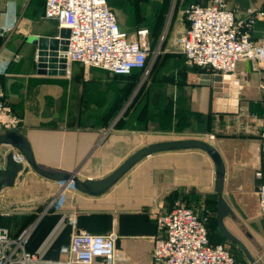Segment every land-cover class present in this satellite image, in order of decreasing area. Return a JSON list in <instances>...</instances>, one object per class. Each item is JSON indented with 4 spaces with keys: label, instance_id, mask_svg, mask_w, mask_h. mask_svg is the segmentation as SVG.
<instances>
[{
    "label": "crops",
    "instance_id": "obj_1",
    "mask_svg": "<svg viewBox=\"0 0 264 264\" xmlns=\"http://www.w3.org/2000/svg\"><path fill=\"white\" fill-rule=\"evenodd\" d=\"M194 2L206 3V0H108L121 28L130 37H137L139 28L149 29L152 49L157 47L162 35L174 41L173 37L186 30L189 25L186 9ZM45 4L46 0H0L1 87L18 120L13 128L29 140L35 160L42 168L77 171L81 180L100 179L137 149L155 142L189 138L206 131L207 139L215 145L221 140L210 129L229 124L231 117L227 116L237 114L251 119L255 133L238 137L247 145L241 149L246 159L232 164L240 174L254 170L255 177L250 175L247 180H241L240 187L255 186L258 180V191L264 183L258 133L264 123V89L260 86L264 61L240 60L236 69L239 86L222 76L218 79L220 74L196 69L198 65H190L184 53L181 57V53L170 51L162 52L158 60L168 61V72L176 74L180 70L183 79L162 87L152 79L140 90L141 69L122 75L101 67H84L76 61L68 64L65 74L39 73L38 47L33 38L56 37L61 29L57 19L43 17ZM228 5L235 9L239 19L257 15L252 38L259 39L264 31V0H228ZM152 60L149 56L150 65ZM154 74L152 77L159 73ZM222 83L229 90L222 91ZM233 105L239 110L229 109ZM149 106L163 118H149ZM218 115L224 116L223 124H218ZM249 125L240 117L236 126L248 129ZM7 129L0 123V134ZM211 134L215 137L211 138ZM10 153L22 167L12 175L13 179L0 181V225L17 234L38 217L50 200L60 195V183L38 173L10 144H0V170L7 168ZM228 154L229 148L225 146L222 155ZM213 164L201 149L165 150L141 159L99 195L68 188L57 198L56 208L40 221L28 250L38 255L39 264H59L64 258L61 247L69 244L74 229L80 228L97 234L116 233L117 264H152L158 211L168 212L177 203L195 210L187 195L210 187L217 194L218 205ZM227 180L225 176V186ZM225 200L233 215H226L224 223L227 217L240 221L235 206ZM257 203L260 213L258 194ZM72 215L76 218L75 227L69 221ZM216 225L219 235L239 246L248 258L240 245L222 234L217 215ZM258 229L264 237V228L259 225ZM247 237L257 250H263L251 231Z\"/></svg>",
    "mask_w": 264,
    "mask_h": 264
},
{
    "label": "built area",
    "instance_id": "obj_2",
    "mask_svg": "<svg viewBox=\"0 0 264 264\" xmlns=\"http://www.w3.org/2000/svg\"><path fill=\"white\" fill-rule=\"evenodd\" d=\"M186 16L189 25L179 39L190 65L211 69L239 86L238 62L242 59L264 61V31L259 39L252 38L257 15L239 19L228 0H206V3H191ZM43 17L55 18L61 28L70 30L64 51L67 64L81 62L115 74L141 69L148 75L149 54L153 51L148 40L149 29L139 28L137 37L131 38L121 28L108 0H46ZM260 86L264 89V72ZM17 122L0 82V123L14 129ZM259 133L260 156L264 160V123ZM71 187H74L72 182L64 186L60 183L59 196ZM257 194L264 218V183ZM57 198L50 200L38 217L17 234L0 225V264L41 262L35 252L28 250V243L44 215L58 205ZM69 221L76 226L73 215ZM156 221L158 233L153 239L152 264H251L237 261L223 243H212L205 219L185 204L177 203L168 212L158 211ZM116 242L114 232L97 234L75 228L69 244L61 247L64 258L59 264H117Z\"/></svg>",
    "mask_w": 264,
    "mask_h": 264
},
{
    "label": "rangeland",
    "instance_id": "obj_3",
    "mask_svg": "<svg viewBox=\"0 0 264 264\" xmlns=\"http://www.w3.org/2000/svg\"><path fill=\"white\" fill-rule=\"evenodd\" d=\"M23 17L20 19L22 20ZM182 34V33H181ZM181 34L177 35L173 39L168 40V36L165 34L161 36V40H159V44H157V47L153 49V51L150 52L149 56L153 57V60L150 65V71L148 75H144L143 71L141 72V76H139V89L141 90L143 87H145L148 83L154 79V81H157L159 83V87H162V85H169V84H174L176 81L179 83L181 82L182 74L180 70L178 72L173 73L171 71H167V68L169 69L168 61L161 60L159 61V55L162 52L165 51H170L173 53L180 54L181 57H183V51H182V45L180 43V36ZM149 36V34H148ZM136 37V36H135ZM131 37V38H135ZM149 40V38H148ZM152 47V46H151ZM159 66L155 68V66L158 64ZM84 67H93V66H88L85 64H81ZM155 68V69H154ZM196 69L200 70H208L206 67H199L195 66ZM156 69H159L157 71L158 76H153L152 74L155 73L154 75H157ZM213 74V71H211ZM131 74V73H127ZM123 75V74H122ZM232 83L231 81H229ZM233 84V83H232ZM234 85V84H233ZM235 86V85H234ZM169 87V86H167ZM222 91L223 90H229L227 84L224 85V83L221 84ZM242 88V87H241ZM171 89V88H170ZM223 109L228 110L227 107H222ZM229 109L233 110H239L236 106H231ZM225 111V110H224ZM212 112V111H211ZM245 115H237V114H232V116H227L231 117V121L227 125H222V126H216L215 128L213 127L210 129L211 132L217 134L216 139L221 140V142L215 143L216 148L222 155V151L224 152L225 146L229 148V154L227 157L222 155L224 160L226 161V166H227V178L228 180L226 181V186H225V191H224V196L225 198L235 206L237 211L240 214L241 220L237 219H232L231 217H227L225 219V223L227 227L236 235L238 236L243 242H245L248 247L250 248L254 258L257 259V264H264V237L259 235V232L261 230H256L258 226H262L264 228V220L262 216L259 213L258 210V203H257V181L255 180V186H248L249 188H241L240 186V181L241 180H247V178L251 175L252 177L254 176V170L250 171H245V172H235V168L232 164V161H242L246 159V156L241 155V149L243 147H246L247 145L245 142H242L238 140V137H240L243 134L247 133H255L254 127H252V122L251 119L248 117H244ZM224 117V116H223ZM223 117L217 116V121L218 124H223ZM226 117V116H225ZM243 117V119L246 121V123H249L248 129L246 127H240L239 128L236 126L239 118ZM149 118H160V120L163 118V115L161 116L158 111L152 109L151 106H149ZM190 118V115H187V119ZM214 118V117H213ZM204 119V117H203ZM218 127V128H217ZM259 133V131H258ZM193 134V133H191ZM196 134V135H195ZM207 132L206 131H201L198 133H194L193 136H190L191 138H200L204 139L206 141H209L210 139H207L206 137ZM260 134V133H259ZM219 135V136H218ZM182 136V133H181ZM215 136V135H214ZM189 137V138H190ZM258 141V139H255ZM227 141L228 144H227ZM204 153L211 159L213 162L212 158L204 151ZM227 158V159H226ZM249 158V156H247ZM214 165V164H213ZM196 194L192 193L190 195H187L188 198L192 199L194 202L192 204L193 208L197 211V213L205 219V223L208 229V234L211 239L214 240H220L223 242L225 247L230 251V253L234 256V258L237 261H240L238 259L245 260V263H251L250 260L245 256L243 251L240 249L239 246H237L234 243H231L227 241L226 239H223L222 236L219 235V231L216 225V209H217V194L215 193L214 189L210 187L209 189H203L201 191H194ZM251 231V233L256 237V239L262 244L263 250L259 251L256 249L255 245L251 243L250 239L247 237V232ZM244 262V261H243ZM252 264V263H251Z\"/></svg>",
    "mask_w": 264,
    "mask_h": 264
},
{
    "label": "water",
    "instance_id": "obj_4",
    "mask_svg": "<svg viewBox=\"0 0 264 264\" xmlns=\"http://www.w3.org/2000/svg\"><path fill=\"white\" fill-rule=\"evenodd\" d=\"M69 35L70 30L62 27L59 35L56 37L38 35L33 38V42L38 47L37 64L39 73H66L68 64L66 62V57L64 56V51L68 47ZM217 78L221 79V75H218ZM0 144H10L14 148H17L30 165L41 175L62 183V186L68 182H72L76 189L90 195H99L105 192L137 162L152 153L165 150L193 148L204 150L212 158L215 165V190L219 194L217 205V220L219 229L227 239L241 246L252 264H257V259L251 255L244 243L228 230L224 223V217L226 215H233L231 207L223 196L226 166L221 153L218 151L216 146L209 141L200 138H183L155 142L137 149L106 177L100 179L87 178L85 180H81L78 177L77 171L67 173L42 168L35 160L31 143L23 133L16 129H7L5 133L0 134ZM21 167V164L17 163L14 154L10 153L7 156V168L0 170V181L7 178L13 179L12 175H15Z\"/></svg>",
    "mask_w": 264,
    "mask_h": 264
},
{
    "label": "trees",
    "instance_id": "obj_5",
    "mask_svg": "<svg viewBox=\"0 0 264 264\" xmlns=\"http://www.w3.org/2000/svg\"><path fill=\"white\" fill-rule=\"evenodd\" d=\"M210 72L212 71L211 69H208Z\"/></svg>",
    "mask_w": 264,
    "mask_h": 264
}]
</instances>
